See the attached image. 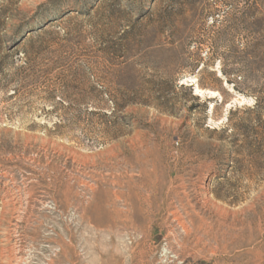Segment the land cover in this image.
Segmentation results:
<instances>
[{"label":"rangeland","instance_id":"obj_1","mask_svg":"<svg viewBox=\"0 0 264 264\" xmlns=\"http://www.w3.org/2000/svg\"><path fill=\"white\" fill-rule=\"evenodd\" d=\"M2 38L35 66L0 86V264H264V0H0Z\"/></svg>","mask_w":264,"mask_h":264},{"label":"trees","instance_id":"obj_2","mask_svg":"<svg viewBox=\"0 0 264 264\" xmlns=\"http://www.w3.org/2000/svg\"><path fill=\"white\" fill-rule=\"evenodd\" d=\"M34 32V31H33ZM33 36L29 39L26 36H22L20 39L16 40L13 42L12 47L10 48V50H17V52H15L16 54L19 52L18 49H28L26 51V55H30L31 50H39L38 53L42 52V49L45 46V37L44 35H38V33L34 32L32 34ZM3 44V38L0 40V47ZM12 53V51H11ZM9 54L8 56V60L10 59L13 63H12V67H10L8 69V65H7V60L3 59V61L0 60V86L1 87H12L14 86L13 84L17 85L20 83V81H23L24 78H22L21 76V72H23L24 70L31 68L32 66H35L33 64H35V60L34 59H30V58H25L24 60H19L20 62H22L21 64L18 63L17 58H14V55L16 54ZM12 70L16 73H13ZM12 72V73H11ZM35 81V80H34ZM18 93V91H16V93L14 95H16ZM14 96H11V98H13Z\"/></svg>","mask_w":264,"mask_h":264},{"label":"bare ground","instance_id":"obj_3","mask_svg":"<svg viewBox=\"0 0 264 264\" xmlns=\"http://www.w3.org/2000/svg\"><path fill=\"white\" fill-rule=\"evenodd\" d=\"M196 95L202 96V97L208 96V97H213L214 98V97L218 96V93L213 92V91H208V90H201L198 86H196Z\"/></svg>","mask_w":264,"mask_h":264}]
</instances>
